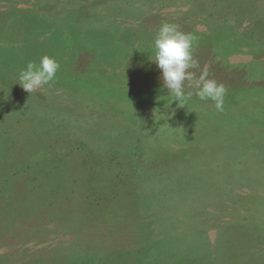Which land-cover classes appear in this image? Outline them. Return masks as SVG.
<instances>
[{"label":"rangeland","instance_id":"1","mask_svg":"<svg viewBox=\"0 0 264 264\" xmlns=\"http://www.w3.org/2000/svg\"><path fill=\"white\" fill-rule=\"evenodd\" d=\"M164 22L198 38L192 71L225 85L223 111L188 81L173 101L152 61ZM45 55L55 82L25 92L19 71ZM254 214L264 0H0V264H125L195 229L208 259L260 264L264 240L224 246Z\"/></svg>","mask_w":264,"mask_h":264},{"label":"clouds","instance_id":"2","mask_svg":"<svg viewBox=\"0 0 264 264\" xmlns=\"http://www.w3.org/2000/svg\"><path fill=\"white\" fill-rule=\"evenodd\" d=\"M197 39L194 34L181 31L178 25L164 22L154 39L155 56L152 61L161 72L164 87L172 95L173 101H178V105L183 106L193 95L192 92H185V82L188 81L195 87V95L201 101L211 100L217 111H223L227 94L225 85L209 79L206 69L198 78L192 71L199 69V62L194 58ZM59 69V62L45 55L39 64L30 61L19 71L18 83L31 94L44 86L51 87Z\"/></svg>","mask_w":264,"mask_h":264},{"label":"trees","instance_id":"3","mask_svg":"<svg viewBox=\"0 0 264 264\" xmlns=\"http://www.w3.org/2000/svg\"><path fill=\"white\" fill-rule=\"evenodd\" d=\"M175 203L173 202V206ZM246 215L248 214L247 213L240 214V216L242 217ZM240 216L236 217L235 220L238 221L233 223L234 225L230 227L229 231L233 232V235L232 237H230V239L233 237H238L241 238V240L229 239L228 244L225 243L224 245L225 249H227V246L233 247V245H239L245 243L247 246L249 243H251V241L258 239L264 240L263 219L261 220L260 217L254 214L252 218L255 220V223H257V226L254 227L255 225L253 226L251 225L249 228L248 225L243 221V218H240ZM227 225H230L229 222L227 223ZM195 232L196 229L192 233H187V232L181 233L180 237L175 238L173 240H168L167 242H163V243H162L163 240H161L158 243L154 241L149 245L150 248H152V250H148L146 247L144 248H146L147 250H145L144 248H142L144 250L142 249L138 250V253L135 254L134 256H131L125 264H197L196 262H193V260L194 259L196 260V258L204 259V257H206L205 261L208 264H221V260H224L221 255L211 259L207 258L209 255L208 251L207 250L205 251L204 249L200 248L201 247L200 245L201 244L205 245V243L202 239L201 240L199 239V235H196ZM170 237H174V236H170ZM196 238L198 240L197 243L191 242L192 239L195 240ZM148 243L149 242H147V244ZM256 252L257 251L255 249H252L250 253L251 254L250 257H252L251 259L253 260L254 258L255 260L258 261V263L264 264V252L259 251L261 256L258 255ZM244 262L245 260L239 261L240 264H243ZM82 264H110V263L106 262L105 260L102 261L99 258L98 261L95 259V260H90L89 262H83Z\"/></svg>","mask_w":264,"mask_h":264}]
</instances>
